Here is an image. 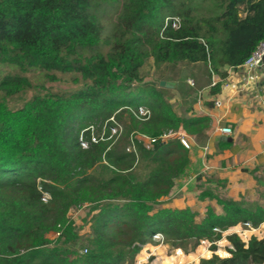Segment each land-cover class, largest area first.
<instances>
[{
  "label": "trees",
  "instance_id": "obj_1",
  "mask_svg": "<svg viewBox=\"0 0 264 264\" xmlns=\"http://www.w3.org/2000/svg\"><path fill=\"white\" fill-rule=\"evenodd\" d=\"M200 1L0 0V69L12 70L1 71V90L13 95L35 88L32 70L85 79L72 91L38 92L16 110L0 100V264H135L159 233L196 248L203 239H223L235 226L264 223L259 198H222L208 188L198 199H214L223 211L208 206L201 222L191 207L155 208L190 162L176 138L148 146L134 136L141 156L136 166L131 155L137 153L108 151L100 136L87 148L80 141L87 112L104 120L126 112L128 128L145 136L180 127L196 139L204 134L210 118L179 115L166 100L170 89L160 83L134 88L139 100L153 101L143 120L128 98L151 57L156 63H205L210 75L224 77L225 65H243L264 40V0H213L216 10L208 14H200L207 0ZM220 87L217 82L212 92ZM110 159L108 174L103 161ZM84 202H92L91 234L86 252L73 257L79 232L67 212ZM53 230L61 232L54 241L47 237ZM225 237L233 246L229 255L215 253L198 264H264V238L253 236L246 247L235 232Z\"/></svg>",
  "mask_w": 264,
  "mask_h": 264
},
{
  "label": "rangeland",
  "instance_id": "obj_2",
  "mask_svg": "<svg viewBox=\"0 0 264 264\" xmlns=\"http://www.w3.org/2000/svg\"><path fill=\"white\" fill-rule=\"evenodd\" d=\"M199 2H201L199 0ZM215 7V8H214ZM200 8V14H208L210 9L216 10V5L213 0H207L202 2ZM111 18V16H109ZM207 65V64H205ZM204 64H193V63H156L153 57H151L143 68L141 69V77L139 81H135L133 84V88L131 91L133 92V96L130 95L128 98H134L135 106H139V108H132L135 111V116L138 120H143L145 116L143 111L149 110L148 115H150L151 107L153 106V101L150 99H142L139 100L136 93V89L138 86H154L158 85L161 81H166L170 86L168 87L170 90L166 92V100L171 102L174 110L179 114L180 111H183V106H178V98L177 95L179 94V89L174 87V82L172 80H177L178 82L181 80H190L191 77L194 78V74L200 73L204 74L207 72V67ZM2 69V70H1ZM0 69L1 71H12L9 67H4ZM16 70H14L15 72ZM55 75L54 77H52ZM28 76L31 77L33 83L35 84V88L28 89L26 91L8 95L6 92L0 89V100L4 101L8 108L16 110L23 107L28 101H30L38 92L44 93L47 91L51 92H63V91H72L75 89L80 88L84 85L85 79L82 75H74L71 73H61V72H51L49 75L39 70H32L28 72ZM195 79V78H194ZM171 80V81H170ZM207 80V78H205ZM195 95L193 93L190 94V98L194 99ZM130 100V99H129ZM188 107L185 111L181 114V116H191L188 113ZM130 116L128 113L124 112L120 117H112L110 119H103L98 116L96 113L87 112L84 116L82 121L80 122L81 131H80V141L82 142L83 148H87L90 146L92 142H96L97 138L108 142V151L117 147L119 154H126L132 152L137 153V155H131L132 158L135 160L133 161L134 166L138 163L139 159L141 158L139 154V150L136 149L135 145H133V138L137 136L143 139V134H136L133 130L129 127L130 125ZM83 125V126H82ZM209 127V126H208ZM172 129V128H170ZM186 131V130H185ZM187 132V131H186ZM188 133V132H187ZM189 139L191 143V148L188 149L185 147L179 153H185L184 150L190 152L193 150L195 145L193 136L189 134ZM204 135L200 134L197 137V141L203 145ZM204 142V143H203ZM146 144V143H145ZM117 151V150H116ZM180 155L177 157L175 156V163L174 167L171 168V173L176 175L175 165L176 160ZM103 163L108 165L107 170L111 173V159L109 161L104 160ZM124 164L122 166H126ZM100 169V173L102 172V168ZM96 173L93 169L89 173ZM199 168L195 166V164L190 159L188 168L185 167L183 173L174 177V186L171 190V193L168 196L162 197L156 203L155 208L165 207L167 204L171 203L174 199L175 201H179L178 203H183L190 198L192 201V208L197 213L196 220L201 222L207 213V207L213 206L217 212L222 213V207L217 204L216 200L206 199L201 201L198 199V193L202 188H208L214 191L222 198H228L226 195L224 196L225 192L230 190L227 185H222V181L219 178H215L214 176H210L209 173H199ZM198 174V175H195ZM219 180V181H218ZM260 185V183H259ZM91 192V190H90ZM88 193L87 196L90 198L93 195ZM259 194H255L252 191H248L247 193L240 194L237 199L243 200H256L255 198H259L262 203H264V187L259 186ZM255 194V195H254ZM186 197V198H185ZM50 198V194H45V201ZM92 206V202H84L81 205L76 207H71L68 209L67 218L70 221L74 222L76 229L79 232L78 240L71 245L73 251L76 254L73 255H82L86 252L84 248V244L86 239L91 234V218L94 213H90V208ZM238 228H232L224 231V235H228L234 233L233 230ZM259 231H256L258 233ZM59 230H53L47 234V237L51 240H56L60 235ZM262 234V233H260ZM160 235V234H159ZM264 236V234H262ZM225 236L223 239L217 240L215 244L217 248L213 250V242L210 241H201V243L196 247H192V243H185L182 242V246L180 244H175L171 241H168L164 238V236L158 237V234L148 242L147 244L143 245L141 252L136 256L135 264H198L202 258H210L213 254H218L221 257H226L228 255L225 254L224 251L228 250L229 241L226 242ZM55 243L52 242L51 245ZM212 244V245H211ZM231 244V243H230ZM220 248L222 251H220ZM200 250L203 252H200ZM220 252H217V251ZM200 252V253H199ZM229 253V252H228ZM198 256V259L195 257ZM193 258V259H192ZM196 260H195V259Z\"/></svg>",
  "mask_w": 264,
  "mask_h": 264
},
{
  "label": "crops",
  "instance_id": "obj_3",
  "mask_svg": "<svg viewBox=\"0 0 264 264\" xmlns=\"http://www.w3.org/2000/svg\"><path fill=\"white\" fill-rule=\"evenodd\" d=\"M205 66L207 72L194 74L195 79L170 80L179 89L178 106L184 109L179 115L188 107L189 115L210 118L203 145L192 135L195 145L189 152L190 159L199 173H209L230 188L224 196L237 198L248 191L259 194V186L264 187V66L249 70L244 65H225L224 77L210 75V66ZM217 82L221 84L220 91L213 93ZM191 93L196 94L194 99L190 98ZM224 126H230L233 132L223 134L220 129ZM223 140L227 144L223 145ZM175 200L165 207L181 209L194 202L190 198H183V203ZM224 252L229 255L228 250Z\"/></svg>",
  "mask_w": 264,
  "mask_h": 264
},
{
  "label": "built area",
  "instance_id": "obj_4",
  "mask_svg": "<svg viewBox=\"0 0 264 264\" xmlns=\"http://www.w3.org/2000/svg\"><path fill=\"white\" fill-rule=\"evenodd\" d=\"M243 65L246 66L249 70H254L257 67L264 66V40L256 47L255 50H253V52L246 59V61ZM190 82H191V84H194L193 81H190ZM220 103L221 102L219 100L216 101L217 105H219ZM143 113L146 116V115H148L149 110L143 111ZM220 130L225 135H229L233 132V129L230 126H224ZM173 138L178 139L184 147H186L188 149L191 148L189 135L185 130H183L182 127L178 128V129H168L167 131H164L163 133H161L158 136H143L142 140L148 146H152L154 143H156L158 141H167V140L173 139ZM234 228H238L236 230H233V232L237 233L240 236V238L246 244V247L248 246L249 241L253 236H257L260 239L264 238V236L262 235V234H264V223L261 224L259 227H254L251 224H249L248 228H244L241 225L235 226ZM256 231H259V232L256 233ZM260 233H262V234H260ZM159 234H158V237L163 236L161 233H159ZM202 241L205 242V241H210V240L203 239ZM215 242H213V243H215ZM228 247L233 248L232 244H230V243L228 244Z\"/></svg>",
  "mask_w": 264,
  "mask_h": 264
},
{
  "label": "water",
  "instance_id": "obj_5",
  "mask_svg": "<svg viewBox=\"0 0 264 264\" xmlns=\"http://www.w3.org/2000/svg\"><path fill=\"white\" fill-rule=\"evenodd\" d=\"M160 85H161V86H166V87H169V86H170V84H168V83H167L166 81H164V80L160 82Z\"/></svg>",
  "mask_w": 264,
  "mask_h": 264
}]
</instances>
